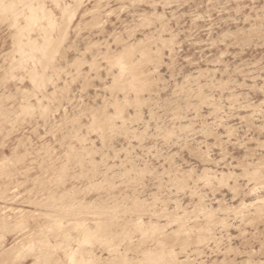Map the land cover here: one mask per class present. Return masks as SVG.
I'll return each instance as SVG.
<instances>
[{
  "label": "rangeland",
  "instance_id": "1",
  "mask_svg": "<svg viewBox=\"0 0 264 264\" xmlns=\"http://www.w3.org/2000/svg\"><path fill=\"white\" fill-rule=\"evenodd\" d=\"M16 263L264 264V0H0Z\"/></svg>",
  "mask_w": 264,
  "mask_h": 264
},
{
  "label": "bare ground",
  "instance_id": "2",
  "mask_svg": "<svg viewBox=\"0 0 264 264\" xmlns=\"http://www.w3.org/2000/svg\"><path fill=\"white\" fill-rule=\"evenodd\" d=\"M18 1V0H17ZM20 1V0H19ZM35 1V0H34ZM19 3V2H18ZM21 5V4H20ZM43 5V4H42ZM44 7V6H43ZM42 7V8H43ZM76 9V8H75ZM31 10V9H30ZM11 11V10H10ZM15 11V10H14ZM73 11V10H72ZM17 12V11H16ZM74 12H75V10H74ZM76 12H78V11H76ZM65 14L67 15L68 13H66L65 12ZM70 14V13H69ZM72 14V13H71ZM64 15V14H63ZM65 15V16H66ZM73 15H74V13H73ZM77 15V14H76ZM5 16V15H4ZM70 16V15H69ZM73 17V16H72ZM71 17V18H72ZM63 20H64V18H63ZM36 22V21H35ZM64 22V21H63ZM71 22V21H70ZM36 24V23H35ZM63 24V23H62ZM65 26H69L68 24L66 25V24H64ZM71 25V24H70ZM64 27V26H63ZM59 29V28H58ZM27 30V29H26ZM69 29H67V31H68ZM60 32V31H59ZM65 32V31H64ZM61 33H63V32H61ZM67 33V32H66ZM64 34V33H63ZM62 35V34H61ZM65 36H66V34H65ZM62 37H63V35H62ZM61 37V38H62ZM64 38V37H63ZM28 39H30V38H28ZM57 39H59V38H56V40ZM49 40V39H48ZM60 40V39H59ZM53 41V40H52ZM56 42V41H55ZM59 42V41H58ZM19 44H20V42H18ZM63 43V42H62ZM13 44V43H12ZM32 44V43H31ZM55 44V43H54ZM56 44H58V43H56ZM25 45V44H24ZM43 45V44H42ZM44 46H45V44H44ZM50 46V45H49ZM56 46H58V45H56ZM16 47V46H15ZM52 47V46H51ZM54 47V46H53ZM59 48H60V46H59ZM14 49V48H13ZM17 49V48H16ZM41 49H42V47H41ZM47 49V48H46ZM15 50V49H14ZM60 50V49H59ZM21 51V50H20ZM47 51V50H46ZM49 51V50H48ZM23 52V51H22ZM56 52H58V51H56ZM15 53V52H14ZM50 53H51V51H50ZM55 53V52H54ZM49 54V53H48ZM12 56V55H11ZM50 56V55H49ZM35 59V58H34ZM124 59V58H123ZM31 60V59H30ZM127 63H129V62H127ZM12 64V63H11ZM35 66V65H34ZM18 67V66H17ZM35 69V68H34ZM45 70V69H44ZM136 70V69H135ZM36 71V70H35ZM62 71V70H61ZM65 71V70H64ZM137 71V70H136ZM32 73V72H31ZM30 73V74H31ZM144 75V74H143ZM56 77H58V76H56ZM41 79V78H40ZM32 80H34V79H32ZM31 80V81H32ZM52 80V79H51ZM36 82V81H35ZM50 83V82H49ZM37 87V86H36ZM39 90V89H38ZM45 90V89H44ZM28 101V100H27ZM39 102V101H38ZM42 105V104H41ZM42 107V106H41ZM44 107V106H43ZM42 114V113H41ZM43 118V117H42ZM18 122V121H17ZM7 179V178H6ZM39 234V233H38ZM31 235V234H30ZM40 235V234H39ZM84 244V243H83ZM29 248V247H28ZM25 253V252H24ZM21 254V253H20ZM23 255V254H22ZM20 258V257H19ZM17 259H18V257H17ZM16 261H18V260H16ZM71 261V260H70ZM42 262V261H41ZM17 264V263H16ZM74 264H76V263H74Z\"/></svg>",
  "mask_w": 264,
  "mask_h": 264
}]
</instances>
